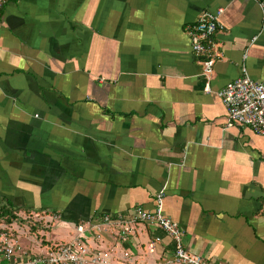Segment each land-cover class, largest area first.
I'll return each mask as SVG.
<instances>
[{
	"label": "crops",
	"instance_id": "1",
	"mask_svg": "<svg viewBox=\"0 0 264 264\" xmlns=\"http://www.w3.org/2000/svg\"><path fill=\"white\" fill-rule=\"evenodd\" d=\"M218 9L219 58L205 75L187 29ZM243 72L264 83V0H7L0 210L15 218L0 234L17 258L68 243L92 217L153 212L163 191L189 253L264 264V137L226 128L217 95ZM133 227L125 241L119 223L83 236L113 264H175L159 226Z\"/></svg>",
	"mask_w": 264,
	"mask_h": 264
},
{
	"label": "built area",
	"instance_id": "2",
	"mask_svg": "<svg viewBox=\"0 0 264 264\" xmlns=\"http://www.w3.org/2000/svg\"><path fill=\"white\" fill-rule=\"evenodd\" d=\"M6 1L0 0V7ZM222 11V9H218L216 12H203L187 29L192 52L202 60L205 75L211 73L219 58L213 36L223 28L219 19ZM205 91L210 92L208 85L205 87ZM217 95L226 111V128L244 127L254 134L264 137V83L251 80L243 72L241 77L228 83ZM163 197V191L158 192L153 212L136 207L127 219L122 216L112 217L109 215L92 217L86 222L76 225V237L68 243L49 246L24 260L17 258L16 252L19 251L17 243L7 238L5 234H0V262L5 261L6 264H113L111 254L104 250L91 248L86 243L83 234L90 230L94 234V238L100 240L108 227L119 223L121 225L119 238L125 241L133 234L134 223L145 222L159 226L173 241L174 250L170 262L207 264L202 257L191 254L184 248L179 226L163 213ZM54 218L56 219L57 216ZM159 241L160 239L156 237L147 245L149 254L155 252L156 244ZM124 256L128 258V254L125 253Z\"/></svg>",
	"mask_w": 264,
	"mask_h": 264
},
{
	"label": "trees",
	"instance_id": "3",
	"mask_svg": "<svg viewBox=\"0 0 264 264\" xmlns=\"http://www.w3.org/2000/svg\"><path fill=\"white\" fill-rule=\"evenodd\" d=\"M8 204H5L0 210V219L5 218L7 221L15 218V216L10 212V207Z\"/></svg>",
	"mask_w": 264,
	"mask_h": 264
}]
</instances>
